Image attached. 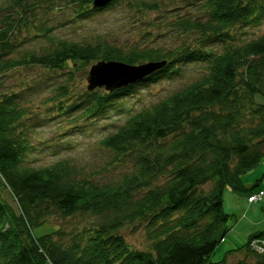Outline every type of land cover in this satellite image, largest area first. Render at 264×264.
<instances>
[{
    "label": "trees",
    "instance_id": "1",
    "mask_svg": "<svg viewBox=\"0 0 264 264\" xmlns=\"http://www.w3.org/2000/svg\"><path fill=\"white\" fill-rule=\"evenodd\" d=\"M119 1L77 4L85 18ZM128 1L139 10L159 6L157 0ZM7 2L11 13H0V264H212L232 217L223 207L224 191L246 190L243 177L264 161V0H187L192 8L171 24L185 40L166 50L105 36L74 40L36 22L34 37L20 39V27H30L23 14L37 4ZM15 8L24 12L14 17ZM36 38L42 44L29 47ZM101 60L165 63L113 91L87 87L70 94L74 73ZM190 64L199 66L198 77L142 109L125 108L126 97L182 77ZM30 67L65 71L66 80L50 96L61 113L87 119L130 111L100 140L112 161L127 165L118 178L80 176L66 159L36 164L26 125L28 88L17 90L7 81L10 72ZM77 212L98 221L74 231L33 233L49 216ZM138 219L145 221L146 250L119 233ZM263 235L248 238L246 256L236 264H264V254L251 245Z\"/></svg>",
    "mask_w": 264,
    "mask_h": 264
},
{
    "label": "rangeland",
    "instance_id": "2",
    "mask_svg": "<svg viewBox=\"0 0 264 264\" xmlns=\"http://www.w3.org/2000/svg\"><path fill=\"white\" fill-rule=\"evenodd\" d=\"M157 1L158 10L151 11L139 10L131 7L128 0H120L114 6L94 13L92 17L83 18L80 16L78 0H30L31 4L37 6L27 7L25 12L15 8L13 16L19 17L24 12V18H27L30 26L27 29L20 27V39L34 37L36 28L33 24L36 22V25H51L59 36L74 40L105 36L117 44L147 45L166 50L185 40L171 24L176 16L184 14L192 6L187 4V0ZM7 3V0H0L1 14L11 13ZM40 41L36 38L27 44L29 47L40 46ZM93 64H89L87 70L74 73L69 82L70 94L78 96L87 91L88 71ZM199 75V66L190 64L182 77L145 85L137 95L126 97L122 103L127 110L134 112L162 99ZM66 78L65 71L40 67L20 69L8 74V84L17 90L27 87L30 94L31 114L26 125L31 129L30 140L36 146L32 156L36 164L40 165L66 159L76 164L80 176L91 177L99 182L113 181L127 169V165L112 161L113 153L102 146L100 140L122 125L130 111L123 115L112 111L104 117L87 119L61 113L58 111V100L52 101L50 96L54 87ZM243 183L246 190L226 188L224 191L223 207L232 217L227 235L210 257L212 264L238 263L246 256L243 247L248 238L264 231V196L253 203L248 200L254 193L264 190V161L243 177ZM96 221V216L81 212L67 217L54 214L47 217L43 225L35 227L33 233L40 236L58 228L74 231L90 227ZM119 233L133 248H151L144 220L127 223ZM261 237L264 238V235Z\"/></svg>",
    "mask_w": 264,
    "mask_h": 264
},
{
    "label": "water",
    "instance_id": "3",
    "mask_svg": "<svg viewBox=\"0 0 264 264\" xmlns=\"http://www.w3.org/2000/svg\"><path fill=\"white\" fill-rule=\"evenodd\" d=\"M113 0H93L94 7H103ZM165 62H149L140 65H130L119 61L101 60L94 63L88 72V89L104 87L106 90L126 86L143 78L160 68Z\"/></svg>",
    "mask_w": 264,
    "mask_h": 264
},
{
    "label": "built area",
    "instance_id": "4",
    "mask_svg": "<svg viewBox=\"0 0 264 264\" xmlns=\"http://www.w3.org/2000/svg\"><path fill=\"white\" fill-rule=\"evenodd\" d=\"M264 196V190H260L258 193H254L249 197L250 202H254L256 200H260ZM251 245L258 252L264 254V238H255L251 241Z\"/></svg>",
    "mask_w": 264,
    "mask_h": 264
},
{
    "label": "crops",
    "instance_id": "5",
    "mask_svg": "<svg viewBox=\"0 0 264 264\" xmlns=\"http://www.w3.org/2000/svg\"><path fill=\"white\" fill-rule=\"evenodd\" d=\"M251 203H253V202H251Z\"/></svg>",
    "mask_w": 264,
    "mask_h": 264
}]
</instances>
